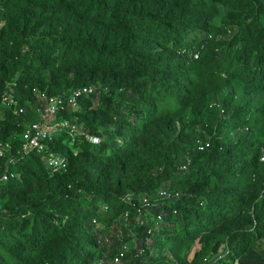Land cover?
Segmentation results:
<instances>
[{
	"label": "trees",
	"instance_id": "16d2710c",
	"mask_svg": "<svg viewBox=\"0 0 264 264\" xmlns=\"http://www.w3.org/2000/svg\"><path fill=\"white\" fill-rule=\"evenodd\" d=\"M39 92L78 127L26 153ZM262 157L264 0H0V264H96L99 233L162 187L131 264H264Z\"/></svg>",
	"mask_w": 264,
	"mask_h": 264
},
{
	"label": "rangeland",
	"instance_id": "374dc122",
	"mask_svg": "<svg viewBox=\"0 0 264 264\" xmlns=\"http://www.w3.org/2000/svg\"><path fill=\"white\" fill-rule=\"evenodd\" d=\"M226 96L225 91H221L218 93L211 94V102L214 108V111L207 112L205 118L209 121L212 120L216 111L221 117L228 116L229 112L223 110L222 101ZM46 97L44 94L39 92L38 105L41 109L45 106ZM41 124L48 129L49 133H53L55 131H69L64 128L63 122L64 118L56 115L49 116L44 115L43 110L41 111ZM201 124L198 128L206 135V142L210 143V148L213 146L214 140V126L210 124ZM247 129H243L237 132H234L235 138L238 139L241 136H245L247 134ZM191 162V157H186L178 162L177 172H185L188 170ZM166 191V192H165ZM165 192V193H162ZM169 189L162 187L160 189V196H156L151 200H145L143 198L142 205L144 208L142 211H138L137 214L130 216L126 215L120 221H117L110 230L106 232L99 233L101 238L100 243V252L96 260V264H131L135 262V253L137 250H142L146 243H152V234L160 231V222L162 219L158 217V213L153 211V208L157 206V204L162 203L166 200L169 195ZM262 209H264V203L261 205ZM97 228L101 226V223L98 221L96 223ZM125 250L127 252L128 257L126 259H120V261H115V253L120 250ZM126 254V253H125Z\"/></svg>",
	"mask_w": 264,
	"mask_h": 264
},
{
	"label": "built area",
	"instance_id": "2783aa9c",
	"mask_svg": "<svg viewBox=\"0 0 264 264\" xmlns=\"http://www.w3.org/2000/svg\"><path fill=\"white\" fill-rule=\"evenodd\" d=\"M85 92L92 91V88H84ZM77 93L74 92L71 95V103L76 106L77 105ZM9 103L11 104H17V101L13 97L7 96L5 98ZM45 106L41 109L43 110L44 115H49V116H56L58 113L59 109V100L57 97H51V98H46L45 101ZM19 112H24V107H19ZM63 126L65 128H72L73 130L78 127V125H71L67 121L63 122ZM49 132L48 129L45 128L40 122L34 121L32 122L29 127L24 131L23 133V138L25 140V143L23 145V151L24 152H29L31 149L36 148L38 150H41L44 148L43 144V138L48 136ZM89 139L92 142H99L100 139L95 136V135H89ZM264 159V157H262ZM47 164L49 167H57V168H65L67 166V161L64 156L61 155H56L53 153H50L48 158H47ZM3 180H8L9 175L4 174L2 176ZM147 200V198H145ZM2 209V204L0 201V210ZM161 218V216H159ZM124 255V252L122 251L120 255L116 256L114 259L115 261H120L122 256Z\"/></svg>",
	"mask_w": 264,
	"mask_h": 264
}]
</instances>
